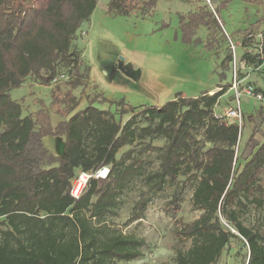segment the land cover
<instances>
[{
	"label": "trees",
	"instance_id": "16d2710c",
	"mask_svg": "<svg viewBox=\"0 0 264 264\" xmlns=\"http://www.w3.org/2000/svg\"><path fill=\"white\" fill-rule=\"evenodd\" d=\"M156 2L108 0L107 9L119 16L148 15ZM97 3L0 0V264L136 261L146 242L112 224L123 196L138 184L127 218L133 223L143 219L155 195L173 186L166 211L175 217L191 180L196 181L191 207L199 215L178 222L173 263L219 264L230 242L242 239L246 264H264V215L244 223L251 207L264 212L259 183L264 139L259 143L250 136L237 154L242 127L213 111L230 85L192 98L178 93L159 107L123 108L130 113L124 123L89 105L52 127L44 107L25 114L11 99L13 89L33 79L40 86L54 85L51 105L64 107L56 109L59 114L77 106L76 97L61 94L58 84L65 81L69 90L85 85L87 67L75 39ZM186 25L184 30L205 25L220 31L218 12L199 8ZM259 44L264 48L263 39ZM253 57L262 64L257 53ZM258 90L264 95V89ZM47 135L65 137L58 157L43 147ZM103 166L109 168L108 177L91 180L80 198L73 199L70 189L78 173Z\"/></svg>",
	"mask_w": 264,
	"mask_h": 264
},
{
	"label": "rangeland",
	"instance_id": "374dc122",
	"mask_svg": "<svg viewBox=\"0 0 264 264\" xmlns=\"http://www.w3.org/2000/svg\"><path fill=\"white\" fill-rule=\"evenodd\" d=\"M107 3L108 0H98L95 11L75 39V48L80 50L87 67L85 85L69 90L65 81L58 84L61 94L70 92L76 97L77 106L67 115L59 114L56 111L59 107L51 105L54 85L44 87L29 79L10 92L11 99L20 103L24 112L35 114L34 111L44 107L54 127L92 105L110 111L117 121L124 123L130 113L122 112L123 108L159 107L178 93L188 98L213 94L217 87L231 83L233 58L228 38L236 46L238 77L262 89L264 63L259 65L253 55L260 40H264V0H157L150 14L137 11L129 16L109 13ZM205 6L211 12L217 10L220 31L205 25L184 30L189 17ZM247 56L253 61L248 62ZM241 62H245L243 67ZM232 95L227 90L219 99L213 109L216 116L233 105ZM63 108L59 109L63 111ZM241 110L243 124L238 155L250 136L259 143L264 139V120L260 122L264 118V99L242 97ZM42 145L51 156L58 157L64 149L65 137L44 136ZM195 183V180L187 183L175 217L166 211L173 186L155 195L143 219L133 223H127V218L137 199L138 184L123 196L112 224L123 233L143 239L146 247L142 258L119 264H174L177 241L173 232L178 222H189L199 215L191 207ZM259 183L264 188V171ZM263 215L264 212L251 207L244 223L250 225ZM224 252L225 264H246L248 249L242 239H233Z\"/></svg>",
	"mask_w": 264,
	"mask_h": 264
},
{
	"label": "built area",
	"instance_id": "2783aa9c",
	"mask_svg": "<svg viewBox=\"0 0 264 264\" xmlns=\"http://www.w3.org/2000/svg\"><path fill=\"white\" fill-rule=\"evenodd\" d=\"M81 35H84V32H81ZM261 41V40H260ZM229 48L232 53L233 58V66H232V78L230 83L229 91L233 93L232 102L233 105L228 107L222 115L217 116L225 121L233 122L238 125L239 128L242 127L243 124V112L241 110V98L247 97L252 98L256 101H262L264 99V95L262 91H259L257 87L253 84L245 82L244 79H240L237 75L236 70V46L233 42L228 38ZM259 59L264 63V48L262 45H259L257 52ZM241 67L244 66V62H241ZM262 89H264V80L262 82ZM109 175V168L103 166L92 172H80L73 180L70 189V196L77 200L82 195L83 191L88 186L91 180H104ZM228 227V226H227ZM234 232L233 230H231Z\"/></svg>",
	"mask_w": 264,
	"mask_h": 264
},
{
	"label": "crops",
	"instance_id": "0c3cea01",
	"mask_svg": "<svg viewBox=\"0 0 264 264\" xmlns=\"http://www.w3.org/2000/svg\"><path fill=\"white\" fill-rule=\"evenodd\" d=\"M37 111V110H36ZM36 111H34V113H36ZM33 112H31V113H29V114H31V115H34V114H32ZM25 114H28L27 112H25ZM55 127V126H54ZM225 255H226V252H223V254H222V256H221V258H220V260H219V264H225Z\"/></svg>",
	"mask_w": 264,
	"mask_h": 264
},
{
	"label": "water",
	"instance_id": "95a60500",
	"mask_svg": "<svg viewBox=\"0 0 264 264\" xmlns=\"http://www.w3.org/2000/svg\"><path fill=\"white\" fill-rule=\"evenodd\" d=\"M129 74V73H128Z\"/></svg>",
	"mask_w": 264,
	"mask_h": 264
}]
</instances>
